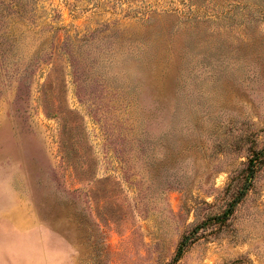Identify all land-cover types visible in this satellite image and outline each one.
I'll use <instances>...</instances> for the list:
<instances>
[{"label": "rangeland", "instance_id": "obj_1", "mask_svg": "<svg viewBox=\"0 0 264 264\" xmlns=\"http://www.w3.org/2000/svg\"><path fill=\"white\" fill-rule=\"evenodd\" d=\"M0 264H264V0H0Z\"/></svg>", "mask_w": 264, "mask_h": 264}, {"label": "trees", "instance_id": "obj_2", "mask_svg": "<svg viewBox=\"0 0 264 264\" xmlns=\"http://www.w3.org/2000/svg\"><path fill=\"white\" fill-rule=\"evenodd\" d=\"M184 252H185L184 249L181 248V249L178 251V256H177V259H176V260H179V259L182 257V255H183Z\"/></svg>", "mask_w": 264, "mask_h": 264}]
</instances>
